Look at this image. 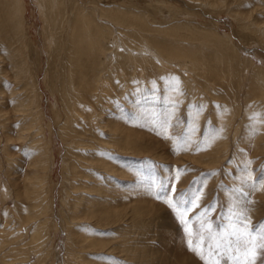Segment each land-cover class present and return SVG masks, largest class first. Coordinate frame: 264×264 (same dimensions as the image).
<instances>
[{
  "label": "rangeland",
  "instance_id": "rangeland-1",
  "mask_svg": "<svg viewBox=\"0 0 264 264\" xmlns=\"http://www.w3.org/2000/svg\"><path fill=\"white\" fill-rule=\"evenodd\" d=\"M98 1L20 0L19 41L0 0V264H240L264 243V37L234 13L264 28V0ZM114 4L145 10V28L112 19ZM76 39L101 52L100 80L76 79Z\"/></svg>",
  "mask_w": 264,
  "mask_h": 264
},
{
  "label": "bare ground",
  "instance_id": "bare-ground-1",
  "mask_svg": "<svg viewBox=\"0 0 264 264\" xmlns=\"http://www.w3.org/2000/svg\"><path fill=\"white\" fill-rule=\"evenodd\" d=\"M12 1V0H11ZM41 2V4L43 5V7L45 6V4H46V6H47V10H52L51 8H50V6H53V4L52 5H49V2H48V0H40ZM55 1V0H54ZM58 1V0H57ZM188 1H190V2H194V3H196L197 2V5H200L201 7L202 6H204V7H213V8H217L218 6H219V4L218 3H224V1L225 0H188ZM196 1V2H195ZM14 4H11V5H9L8 3H7V5H9L10 7H14V6H17V9L15 10V8H12V9H14V15L15 16H13L11 19H9V22H10V25H9V31L11 32H13L14 33V35L13 36H15V37H17V39L19 38V41L21 40V38H22V36H23V34L21 33V27H22V9H21V2H20V0H14ZM23 2V1H22ZM39 2V1H38ZM50 2H51V0H50ZM63 2V1H62ZM98 2H100V0L98 1ZM110 2H112L111 0H110ZM58 3V2H57ZM72 3V2H71ZM81 3V2H80ZM84 3V2H83ZM123 3V2H122ZM167 3V2H166ZM55 4H56V2H55ZM54 4V5H55ZM58 4H60V5H58L59 6V8H60V6H61V4L62 3H58ZM100 4V3H99ZM164 4H165V2H164ZM191 4V3H190ZM40 5V4H39ZM63 5V4H62ZM73 6H71V7H75L76 8V6H75V3L74 4H72ZM84 5H85V3H84ZM57 6V5H56ZM58 6H57V8H58ZM90 6V5H89ZM99 6V5H98ZM109 6V5H108ZM112 6L113 7H115V6H117V7H115L114 8V10H110L111 8H112ZM222 6V5H221ZM224 6V5H223ZM222 6V7H223ZM8 7V6H7ZM40 7V6H39ZM54 7V6H53ZM70 7V8H71ZM103 7L104 6H102V9H103ZM110 7V6H109ZM56 8V7H55ZM56 8V9H57ZM95 8V7H94ZM111 8H109V9H107L106 8V11L107 10H110V11H108V12H112L113 11V13H112V19H116V20H118L119 22H122L121 21V19L120 18H124V24L126 23L127 25H134V26H137L139 29H144L145 27H144V25H142L143 23L142 22H145V20H146V16H147V14H145V10L143 11V10H140V9H138L137 7H130V9L129 10H126L125 8H122V6H119V5H111ZM137 8V9H136ZM164 8V7H163ZM42 9V8H41ZM64 9V11H66V8H63ZM77 9H78V7H77ZM101 9V8H100ZM121 9H123V10H121ZM159 9H160V6H159ZM74 10V9H73ZM85 10V9H84ZM231 10V9H230ZM12 11V10H11ZM11 11L9 10V13H11ZM17 11V12H16ZM55 11V10H54ZM57 11V10H56ZM41 12V11H40ZM50 12V11H49ZM70 12V11H69ZM8 13V12H7ZM8 13V14H9ZM53 13V12H52ZM58 13V12H57ZM57 13H55V14H57ZM59 13H62V12H60L59 11ZM66 13V15L68 14V17H70L69 15V13H67V12H65ZM65 13H64V15H65ZM79 13H82V16H83V18H84V15H83V12H79ZM100 13H102L101 12V10H100ZM48 14V13H47ZM90 14V13H89ZM88 14V15H89ZM92 14H94V13H92ZM104 14V13H103ZM108 14V13H107ZM77 15H78V12H75V17H77ZM86 15V14H85ZM53 16H55L54 14H53ZM92 16V15H91ZM101 16V15H100ZM40 17H41V15H40ZM46 17H48V15L46 16ZM50 17V16H49ZM58 18H59V16H57ZM72 17V16H71ZM95 17H96V15H95ZM94 17V18H95ZM107 17V16H106ZM105 17V18H106ZM111 17V16H110ZM234 17L236 18V19H238L237 21H244L243 22V25H244V27H245V25L246 26H248V27H251V28H247L248 30H253V29H258V32H259V34L260 35H262V37H264L263 35H264V28H262V26L261 27H259L258 26V24L256 23V22H252L251 23V20H252V18L250 17V16H246V15H244V14H242L241 12H235L234 13ZM250 18L248 21H245V20H247L248 18ZM45 18V17H44ZM52 18V20L54 21L55 19H54V17H51ZM51 18H49L50 20L49 21H51ZM57 18V19H58ZM109 18V17H108ZM48 19V18H47ZM60 19H62V17H60ZM60 19L58 20V22L60 21ZM78 19V18H77ZM90 19V18H89ZM88 19V20H89ZM103 19V18H102ZM107 19V18H106ZM111 19V20H112ZM63 20V19H62ZM82 20H85V19H82ZM87 20V19H86ZM85 20V21H86ZM94 20V19H93ZM46 21V20H45ZM66 21V20H65ZM98 21H100V20H98ZM102 21V20H101ZM100 21V22H101ZM61 22V21H60ZM59 22V23H60ZM73 22V23H72ZM71 23H72V32H75L76 31V29H77V26H78V24H79V21L78 22H76V21H72ZM96 22V21H95ZM114 22V21H113ZM148 22V21H147ZM153 22H155L154 20H153ZM57 23V22H56ZM64 23V22H63ZM65 23H67V22H65ZM64 23V24H65ZM92 23H93V21H92ZM107 23V22H106ZM116 23V22H115ZM150 23V22H149ZM156 23V22H155ZM50 24V23H49ZM63 24V25H64ZM80 24H82V23H80ZM96 24H98V23H96ZM100 24V23H99ZM118 25V24H117ZM147 25V24H146ZM149 25V24H148ZM103 26V25H102ZM101 26V27H102ZM105 26H107V25H105ZM109 26V25H108ZM114 26V25H113ZM125 26V25H124ZM47 27V26H46ZM56 27H58L57 26V24H56ZM90 27V26H89ZM94 27V26H93ZM152 27H154V25L152 26ZM161 27V26H160ZM63 28V27H62ZM95 28V27H94ZM97 28H99V27H97ZM96 28V29H97ZM111 28V27H110ZM162 28V27H161ZM49 29V28H48ZM56 29H58V28H56ZM85 29H87V28H85ZM91 29V28H90ZM103 29V28H102ZM150 29V28H149ZM167 29V28H166ZM166 29H164V31L166 30ZM173 29V28H172ZM178 29H180V26L178 27ZM62 30V29H61ZM93 30V29H92ZM98 30V29H97ZM107 29L105 28V31H106ZM110 30V29H109ZM135 30V29H134ZM151 30V29H150ZM154 30V29H153ZM163 30V29H162ZM183 30V29H182ZM52 31V30H51ZM55 31V30H54ZM59 31V30H58ZM88 30H86V32H87ZM104 31V30H103ZM114 31V30H113ZM145 31V30H144ZM147 31V30H146ZM146 31H145V33H146ZM161 31V30H160ZM160 31H156V32H159V33H161ZM166 31H168V30H166ZM181 31V30H180ZM184 31V30H183ZM1 32V31H0ZM10 32L8 33V34H10ZM11 32V33H12ZM47 32H50V31H47ZM77 32V31H76ZM80 32V31H79ZM102 32V30H100L99 31V33H101ZM111 32V31H110ZM133 32V31H132ZM169 32V31H168ZM167 32V33H168ZM175 32V31H174ZM182 32V31H181ZM187 32V31H186ZM251 32V31H250ZM254 31H252V33H253ZM2 33V32H1ZM0 33V34H1ZM21 33V34H20ZM62 33H63V31H62ZM78 33V32H77ZM88 33H89V31H88ZM91 33H92V31H91ZM90 33V34H91ZM94 33V32H93ZM108 33H109V31H108ZM114 33V32H113ZM165 33V32H164ZM183 33V32H182ZM61 34V33H60ZM75 34V33H74ZM104 34H106V32L104 33ZM111 34V33H110ZM154 34V33H153ZM158 34V33H157ZM156 33L154 34V35H157ZM169 34H170V32H169ZM168 34V35H169ZM176 34V33H175ZM179 34V33H178ZM177 34V35H178ZM185 34H187V33H185ZM258 34V35H259ZM47 35H48V33H47ZM57 35V34H56ZM63 35V34H62ZM82 35V34H81ZM84 35V34H83ZM95 35V34H94ZM99 35V34H98ZM140 35V34H139ZM171 35H172V33H171ZM170 35V36H171ZM182 35H184V34H182ZM188 35V34H187ZM190 35V34H189ZM196 35V34H195ZM51 36H54V35H51ZM50 36V37H51ZM73 36V35H72ZM86 36V35H85ZM113 36H115V35H113ZM146 36V35H145ZM164 36V35H163ZM163 36H161V38H163ZM181 36V35H180ZM191 36V35H190ZM189 36V37H190ZM194 36V35H193ZM12 37V36H11ZM15 37H13V38H15ZM49 37V36H48ZM63 37V36H62ZM67 37H68V35H67ZM81 37V36H80ZM88 37V36H87ZM86 37V38H87ZM100 37V36H99ZM141 37V36H140ZM151 37V36H150ZM149 37V38H150ZM154 37V36H153ZM152 37V38H153ZM159 37V36H158ZM168 37V36H167ZM172 37V36H171ZM183 37V36H182ZM185 37H187V36H185ZM260 37V36H259ZM261 37V38H262ZM70 38V37H69ZM72 38H74V37H72ZM85 38V39H86ZM108 38V37H107ZM106 38V39H107ZM111 38H113V37H111ZM130 38V37H129ZM145 38V37H144ZM144 38H142V39H144ZM156 38H157V36H156ZM160 38V37H159ZM180 38V37H179ZM204 38V37H203ZM209 38V37H208ZM2 39V38H1ZM4 39H5V37H4ZM3 39V40H4ZM11 40H12V38H10ZM24 39V38H23ZM50 39H52L53 40V38H49V40ZM55 39V38H54ZM71 39V38H70ZM69 39V40H70ZM83 39V38H82ZM81 39V40H82ZM104 39V38H103ZM138 39H140V38H138ZM164 39H166V38H164ZM214 39V38H213ZM2 40V41H3ZM13 40H15V39H13ZM25 40V39H24ZM48 40V42H50ZM81 40L80 39H76V40H72L71 42H70V47H71V49H72V51H71V53H72V57H71V59H73L74 61H76V67H74V68H76L75 70H77V77H76V79L77 80H79L80 82H87V79H92V76L90 75L91 73L93 74H96V76H94L95 78H97L98 80H100L101 79V77H102V72H103V67H102V65H101V52H98L97 51V47L95 46V45H93L94 47L93 48H89L88 47V44H85L83 41H82V43L84 44H81ZM100 40H101V38H100ZM113 40V39H112ZM151 40V39H150ZM149 40V41H150ZM186 40V39H185ZM191 40V39H190ZM201 40H203V39H201ZM263 40V39H262ZM7 41V40H6ZM63 40H61L60 42H62ZM65 41V40H64ZM63 41V42H64ZM87 41V40H86ZM85 41V42H86ZM117 41V40H116ZM148 41V40H147ZM148 41V42H149ZM168 41V40H167ZM179 41V40H178ZM178 41H176V42H178ZM181 41V40H180ZM182 41H184V40H182ZM181 41V42H182ZM188 41V40H187ZM204 41H206L205 40V38H204ZM203 41V42H204ZM208 41V40H207ZM206 41V42H207ZM209 41H210V39H209ZM213 41V40H212ZM222 41H223V39H222ZM8 42H9V40H8ZM7 42V43H8ZM52 42V41H51ZM54 42V41H53ZM52 42V43H53ZM63 42L61 43V44H63ZM68 42V41H67ZM95 42V41H94ZM114 42V41H113ZM124 42V41H123ZM131 42H133V40L131 41ZM137 42V41H136ZM144 42H146V40H144ZM171 42V41H170ZM175 42V43H176ZM202 42V41H201ZM205 42V43H206ZM23 43H24V41H23ZM22 43V44H23ZM65 43V42H64ZM103 43V42H102ZM101 43V44H102ZM127 43V42H126ZM130 43V42H129ZM172 43H173V41H172ZM175 43H173V44H175ZM184 43V42H183ZM1 44H2V42H1ZM12 44V43H11ZM18 44V43H17ZM57 44V43H56ZM107 44V43H106ZM155 44V43H154ZM179 44V43H178ZM191 44V43H190ZM212 44V43H211ZM8 45V44H7ZM67 45V44H66ZM111 45H112V43H111ZM149 45H151V44H149ZM188 45V44H187ZM27 46V45H26ZM52 46H54V45H52ZM80 46H82V48L84 47L87 51H86V53L85 54H83L82 55V53L80 52ZM101 46V45H100ZM103 46V45H102ZM115 46H116V44H115ZM128 46V45H127ZM148 46V45H147ZM155 46V45H154ZM169 46V45H168ZM186 46V45H185ZM9 47V46H8ZM51 47V46H50ZM55 47V46H54ZM58 47V46H57ZM106 47H107V45H106ZM111 47V46H110ZM149 47V46H148ZM158 47H159V45H158ZM162 47V46H161ZM160 47V48H161ZM172 47H173V45H172ZM176 47H178V46H176ZM188 47H189V45H188ZM192 47V46H191ZM83 48V49H84ZM115 48V47H114ZM130 48H132V47H130ZM153 48V47H152ZM180 48V47H179ZM186 48H187V46H186ZM55 49H56V47H55ZM54 49V50H55ZM66 49V48H65ZM64 49V50H65ZM84 49V50H85ZM99 49V48H98ZM154 49V48H153ZM195 49V48H194ZM26 50V49H25ZM29 50V49H28ZM61 50V49H60ZM83 50V51H84ZM90 50H94V52H92V54L90 53ZM102 50V49H101ZM108 50H110L109 52H111V49H109V47H108ZM117 49H115V51H116ZM160 50V49H159ZM169 50V49H168ZM178 50V49H177ZM185 50V49H184ZM15 52V54H14V52ZM11 53H9V60H11V62L13 61V63H12V68H14L12 71L14 72V78H15V80H16V82L21 86V89L22 88H26L27 87V85L29 84L30 86H28V87H31V93H35V84H34V75L33 74H30V72L31 71H29L30 69L28 68V67H26V64H25V61H27L26 60V57L25 56H22V54L20 53V52H18L16 49L15 50H13ZM17 51V52H16ZM24 51V50H23ZM22 51V52H23ZM57 51V50H56ZM81 51H82V49H81ZM88 51H89V53H88ZM105 51V50H104ZM136 51V50H135ZM156 51H158V50H156ZM57 52H59V51H57ZM61 52V51H60ZM65 52V51H64ZM70 52V51H69ZM116 52H118V51H116ZM123 52V51H122ZM185 52V51H184ZM54 53V52H53ZM68 53V52H67ZM113 53V52H112ZM143 53V52H142ZM188 53V52H187ZM58 54V53H57ZM65 54V53H64ZM106 54V53H105ZM118 54H119V52H118ZM128 54H130V53H128ZM181 54V53H180ZM191 54V53H190ZM24 55H25V53H24ZM120 55H121V53H120ZM133 55V54H132ZM131 55V56H132ZM135 56H136V54H134ZM144 55V54H143ZM171 55V54H170ZM182 55H183V53H182ZM181 55V56H182ZM193 55V54H192ZM69 56V55H68ZM90 58H89V57ZM123 57H124V55H122ZM129 56V55H128ZM185 56V55H184ZM15 57H18L17 59H15ZM62 57V56H61ZM104 57V56H103ZM102 57V58H103ZM116 59H117V56L115 55L114 56ZM120 57V56H119ZM130 57V56H129ZM133 57V56H132ZM140 57V56H139ZM179 57V56H178ZM211 57V56H210ZM28 58V57H27ZM57 58V57H56ZM135 58V57H134ZM138 58V57H137ZM146 58V57H145ZM145 58L143 59V61L145 60ZM158 58V57H157ZM124 59V58H123ZM139 59V58H138ZM170 59V58H169ZM191 59H193V58H191ZM197 59V58H196ZM218 59V58H217ZM17 60V62H15ZM57 60V59H56ZM103 60V59H102ZM109 60V59H108ZM107 60V61H108ZM118 60V59H117ZM129 60H130V58H129ZM147 60V59H146ZM172 60V59H171ZM200 60H201V58H200ZM67 61V60H66ZM109 61H112V60H109ZM130 61H132V58H131V60ZM170 61V60H169ZM28 62V61H27ZM116 62V61H115ZM121 62V61H120ZM138 62H139V60H138ZM137 62V63H138ZM149 62V61H148ZM163 62V61H162ZM167 62V61H166ZM191 62V61H190ZM199 62V61H198ZM126 63V62H125ZM161 63V62H160ZM160 63L158 64V65H160ZM109 64V63H108ZM121 64V63H120ZM143 64H144V62H143ZM194 64V63H193ZM197 64V63H196ZM28 65V64H27ZM57 65V64H56ZM105 65H107V64H105ZM142 65V64H141ZM145 65V64H144ZM195 65V64H194ZM31 66V65H30ZM69 66H70V63H69ZM127 66H129V65H127ZM133 66V65H132ZM204 66V65H203ZM202 66V67H203ZM32 67V66H31ZM111 67V66H110ZM109 67V68H110ZM161 67V66H160ZM160 67H159V69H160ZM199 67V66H198ZM108 68V69H109ZM130 68V67H129ZM60 69V68H59ZM141 69V68H140ZM196 69H198V68H196ZM56 70H57V68H56ZM55 70V71H56ZM71 70V68L69 69V71ZM143 70V69H142ZM60 71V70H59ZM107 71V70H106ZM105 71V72H106ZM109 71V70H108ZM76 72V71H75ZM91 72V73H90ZM0 73H3L1 70H0ZM33 73V72H32ZM56 74V73H55ZM54 74V75H55ZM114 75V72H113V70L111 69L110 71H109V75L108 76H110V75ZM72 76H73V74H71ZM79 75V76H78ZM106 75H107V73H106ZM106 75H105V77H106ZM262 76V75H261ZM94 77H93V79H94ZM123 78H124V76H123ZM107 79H108V77H107ZM95 80V79H94ZM97 80V81H98ZM30 82V83H29ZM75 82L76 81H74L73 79L71 80L70 79V82H69V88L72 86V84L74 85L75 84ZM99 82V81H98ZM127 84V83H126ZM76 85V84H75ZM74 85V86H75ZM67 86V87H68ZM102 86V85H101ZM127 86V85H126ZM99 87V86H98ZM98 87H97V89H98ZM82 88H83V86H82ZM27 89V88H26ZM68 89V88H67ZM71 89V88H70ZM75 89H76V87H75ZM74 89V90H75ZM78 89V88H77ZM87 89V88H86ZM52 91H53V89H52ZM62 91H64V90H62ZM71 91V90H70ZM76 91V90H75ZM80 91V90H79ZM82 91V90H81ZM68 92V91H67ZM72 92V95H71V93H70V96H68L69 98H70V100L72 99L71 97H73V96H75L76 95V92H73V91H71ZM80 93V92H79ZM60 94V93H59ZM63 94V93H62ZM69 94V93H68ZM77 94H78V92H77ZM28 95V94H27ZM97 95V94H96ZM28 97V96H27ZM34 97V95L32 94V96H31V98H30V100H28V101H26V100H24V101H22V102H20V104H19V109L20 110H23V111H25V112H32L33 111V109H34V105H35V99L33 98ZM63 97H64V94H63ZM76 97V96H75ZM75 97H74V99H75ZM81 97V96H80ZM65 98V97H64ZM77 98V97H76ZM79 98V97H78ZM77 98V99H78ZM96 98H100L99 96H96ZM103 98V97H102ZM28 99V98H27ZM63 99V98H62ZM97 99V100H98ZM65 100V99H64ZM76 100V99H75ZM74 100V101H75ZM78 100H81V98L80 99H78ZM83 100V99H82ZM72 101V100H71ZM96 101V100H95ZM103 101V100H102ZM63 102V101H62ZM65 102V101H64ZM75 103V102H74ZM78 103L80 104V102L78 101ZM85 103V102H84ZM97 103V102H96ZM67 103L65 102V104L64 105H66ZM71 105V104H70ZM97 105H98V103H97ZM73 108V110L75 111V109H74V106H75V104H73V105H71ZM80 106H81V104H80ZM83 106H84V104H83ZM99 106H101V104L99 103V105H98V107ZM82 107V106H81ZM80 107V108H81ZM68 108V107H67ZM76 108V107H75ZM93 108V107H92ZM100 108V107H99ZM103 109V108H102ZM102 109H100L101 111H102ZM69 110V109H68ZM66 111V110H65ZM77 111V110H76ZM93 111H95V110H93ZM92 111V112H93ZM70 112V111H69ZM79 114V113H78ZM77 114V115H78ZM100 114V113H99ZM72 115V117H71V122H70V124H72V122H75L76 120H75V113H73V114H71ZM76 115V116H77ZM97 116V115H96ZM100 116H102V115H98V118L100 117ZM38 116L36 115V116H34V118L36 119ZM68 117H69V115H68ZM34 118H32V119H34ZM39 118V117H38ZM69 121H70V119H68ZM69 121L67 122V124L69 123ZM96 121V120H95ZM98 121V120H97ZM99 121H102L100 118H99ZM65 124V123H64ZM73 125V124H72ZM69 126V125H68ZM103 126H106L105 125V123L103 124ZM66 127H67V125H66ZM71 126H69V128H70ZM68 128V127H67ZM68 128V129H69ZM70 130V129H69ZM72 130V129H71ZM67 131V130H66ZM63 132H65V131H63ZM73 132V131H72ZM65 133H68V132H65ZM69 134H70V131H69ZM66 197H67V195H66ZM65 200H66V198H65ZM65 200H64V202H65ZM190 261V260H189Z\"/></svg>",
  "mask_w": 264,
  "mask_h": 264
},
{
  "label": "snow or ice",
  "instance_id": "snow-or-ice-1",
  "mask_svg": "<svg viewBox=\"0 0 264 264\" xmlns=\"http://www.w3.org/2000/svg\"><path fill=\"white\" fill-rule=\"evenodd\" d=\"M258 261H261L262 264H264V243H251L247 245L244 252V258L240 261V264H257Z\"/></svg>",
  "mask_w": 264,
  "mask_h": 264
}]
</instances>
